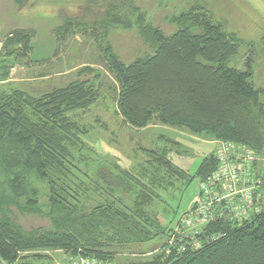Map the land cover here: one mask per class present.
I'll use <instances>...</instances> for the list:
<instances>
[{"label": "trees", "instance_id": "obj_1", "mask_svg": "<svg viewBox=\"0 0 264 264\" xmlns=\"http://www.w3.org/2000/svg\"><path fill=\"white\" fill-rule=\"evenodd\" d=\"M116 11V6L107 7L105 21L90 33L104 38L108 24L137 29L144 50L130 62H123L107 41L100 48L117 85L118 114L129 127L141 130L157 123L213 143L244 145L264 158V91L252 83L254 61L247 58L243 70L227 67L242 44L235 34L226 33L203 8L169 19L168 26L174 28L170 33L146 22L137 9L134 22L124 21ZM71 28L67 21L61 29L68 33ZM29 38L15 32L5 40L3 51L16 57L19 51L27 53ZM5 77L0 75V80ZM96 78L76 79L40 97L15 90L0 98V264H27L29 252L57 249L68 250L72 257L112 262L110 253L103 251L104 237L111 235L123 246L160 236L161 249L172 233L174 224L162 226L151 210L160 191L184 178L167 158L166 148L145 149L147 159L137 165L136 174L118 167L116 174L90 169L86 162L87 132L68 114L85 112L97 103ZM82 161L83 173L78 169ZM215 168L213 152L196 176L204 180ZM96 191L133 196L131 213L112 209L108 198L94 210L86 207L84 199ZM11 208L43 215L51 229L24 232L10 219ZM197 239L201 246L195 251H159L136 264H264V208L241 226L213 221Z\"/></svg>", "mask_w": 264, "mask_h": 264}, {"label": "rangeland", "instance_id": "obj_2", "mask_svg": "<svg viewBox=\"0 0 264 264\" xmlns=\"http://www.w3.org/2000/svg\"><path fill=\"white\" fill-rule=\"evenodd\" d=\"M113 6L124 21L130 22L136 20L137 13L133 9H137L146 22L165 33L174 30L168 26L173 16L203 8L226 33L235 34L242 42L228 60L227 67L243 70L245 60L252 57V83L264 91V0H0V75L7 76L4 81L0 80V98L15 90L40 97L76 79L93 80L97 74L99 79L96 78L94 83L99 89L97 103L85 112L68 114L87 132L83 141L88 148L83 151L86 162L90 169H109L116 174L118 167L136 174L140 173L137 165L147 159L143 153L145 149L166 148L167 158L184 173V178L174 182L173 187L160 191L151 210L162 226L173 225L187 212L198 194L200 180L196 172L201 162L214 152L215 142L157 123L135 130L122 120L116 108L117 85L107 72L100 48L109 42L112 51L125 63L144 49L135 27L128 30L108 24V35L104 38H96L90 33L93 27L105 21L107 7ZM67 21L72 23V28L64 33L61 28ZM15 32L30 36L29 50L27 53L19 51L17 57L8 56L9 50L3 51L5 40ZM84 69L94 73L87 74ZM260 99L264 104V94ZM84 168L82 161L78 169L83 173ZM78 177L83 179V176ZM109 192L104 195L98 191L89 192L90 196L88 194L89 198L84 199L83 204L94 210L103 201L107 203L108 198L114 205L109 204L112 209L117 207L131 213L133 196ZM46 199L42 198L41 203L45 204ZM261 200L264 205V187ZM10 219L27 233L51 229L50 221L43 215L23 214L11 208ZM118 240L111 235L102 239L103 251L110 253L114 264L146 261L164 242L159 236L147 243L119 246ZM69 254L71 252L66 249L29 252L27 264H65L72 257Z\"/></svg>", "mask_w": 264, "mask_h": 264}, {"label": "built area", "instance_id": "obj_3", "mask_svg": "<svg viewBox=\"0 0 264 264\" xmlns=\"http://www.w3.org/2000/svg\"><path fill=\"white\" fill-rule=\"evenodd\" d=\"M215 170L200 180L199 192L189 209L174 223L164 248L157 252L184 253L200 248L197 236L213 221L241 226L261 213L264 187V158L244 145L215 141ZM65 264H114L95 257L77 255Z\"/></svg>", "mask_w": 264, "mask_h": 264}]
</instances>
